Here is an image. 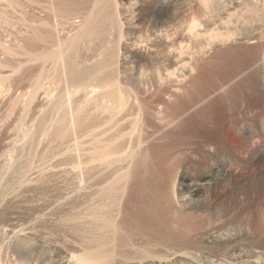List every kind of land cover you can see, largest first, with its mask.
Wrapping results in <instances>:
<instances>
[{
    "label": "rangeland",
    "instance_id": "obj_1",
    "mask_svg": "<svg viewBox=\"0 0 264 264\" xmlns=\"http://www.w3.org/2000/svg\"><path fill=\"white\" fill-rule=\"evenodd\" d=\"M0 264H264V0H0Z\"/></svg>",
    "mask_w": 264,
    "mask_h": 264
}]
</instances>
